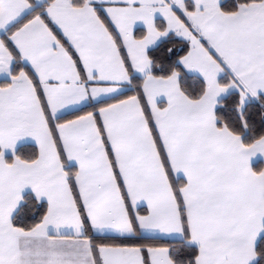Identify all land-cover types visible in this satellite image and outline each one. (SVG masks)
Wrapping results in <instances>:
<instances>
[{"label":"snow or ice","instance_id":"obj_1","mask_svg":"<svg viewBox=\"0 0 264 264\" xmlns=\"http://www.w3.org/2000/svg\"><path fill=\"white\" fill-rule=\"evenodd\" d=\"M0 264H264V0H0Z\"/></svg>","mask_w":264,"mask_h":264}]
</instances>
